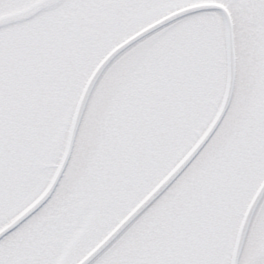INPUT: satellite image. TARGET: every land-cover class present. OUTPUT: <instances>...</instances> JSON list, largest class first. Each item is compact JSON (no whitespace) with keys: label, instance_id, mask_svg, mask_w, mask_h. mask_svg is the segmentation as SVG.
Returning a JSON list of instances; mask_svg holds the SVG:
<instances>
[{"label":"snow or ice","instance_id":"obj_1","mask_svg":"<svg viewBox=\"0 0 264 264\" xmlns=\"http://www.w3.org/2000/svg\"><path fill=\"white\" fill-rule=\"evenodd\" d=\"M0 264H264V0H0Z\"/></svg>","mask_w":264,"mask_h":264}]
</instances>
